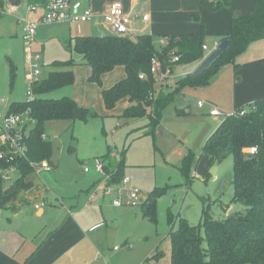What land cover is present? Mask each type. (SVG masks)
<instances>
[{
	"label": "rangeland",
	"instance_id": "1",
	"mask_svg": "<svg viewBox=\"0 0 264 264\" xmlns=\"http://www.w3.org/2000/svg\"><path fill=\"white\" fill-rule=\"evenodd\" d=\"M153 2L161 5V0ZM186 4H191V0H184V6ZM181 5L179 0H175L173 5L168 3L167 7ZM33 14L23 17L0 9L2 113L6 112L13 102H22L28 97V79L32 66L28 61L29 47L23 35L26 21L37 19L40 15ZM90 25L91 23H88V26ZM88 26L83 25L81 35L93 34L92 28ZM140 32L135 35L142 33ZM166 34L167 31L163 33L161 29L152 34L157 49H161ZM74 36H70L68 24L42 25L30 47L43 57L40 78H45L52 70L59 69L54 66L56 61L74 59L76 62L72 67L75 73L74 83L54 90L48 94L49 98L69 96L89 108L91 113L98 114L90 116L88 121L54 120L47 123L46 131L54 146L52 159L56 162V167L40 174L47 196L45 199L39 197L38 200L45 203L46 212L40 216L36 215L35 219L41 221L42 231L48 234L56 230L62 220L74 212L78 213L82 207L94 204L99 207L108 205L104 207L106 215L117 220L120 225L111 229L109 237H102L100 246H90L83 241L72 243L66 255L56 261L58 264H87L92 257L98 258L102 252L106 253L108 260H111V254L118 253L113 259L114 264H172L169 232L180 228L182 218L189 224L198 226L202 221L204 206L209 205L210 214L219 220L228 216L229 210L225 211L223 205L229 206L228 209L246 210L244 204L232 203L235 193L233 156L230 155L217 163V169L213 173L212 157L203 152L202 147L203 139L214 128L234 113L236 108H242L239 106L244 102L242 94L236 92L234 81L231 83L221 78L202 87L186 85L175 93L173 100L162 110L163 119L156 126L155 133L146 134L151 129L148 116L134 123H127L124 118H118L122 111L121 105L132 104L130 100L121 102L113 112L106 113L102 91L126 77L125 67L119 65L104 73L100 79L91 80L92 67L85 63L83 55L75 49L74 39L72 49L70 48V39ZM211 38H206L205 42L209 41L213 48L215 43ZM184 64L180 63L172 75L168 91L176 89L178 81L186 75L183 72L185 69L194 67H181ZM229 69H233V66ZM232 75L231 73L229 76ZM12 76L15 77L13 85ZM199 100L205 103L203 107L197 106ZM213 103L221 112L218 116L208 114ZM252 104H243V109L251 108ZM186 105L192 114L176 116L177 109ZM151 112V107L147 106L148 115ZM109 150L110 153L114 152L119 162L125 161L124 177L129 178L127 187L139 188L146 199L148 198L146 204L151 202L149 196L155 193L156 221L144 217L145 203L116 207L110 200L111 196L104 197L102 191H98L99 196L95 195L97 185L103 179V175L96 170L95 158L108 153ZM189 153H192L193 157L189 176H185L180 168ZM116 158L112 157L113 164L117 163ZM86 167L89 171L85 170ZM15 181L16 178L13 177L7 181L5 187H10ZM21 203L23 206L18 218H14L15 212L10 209L13 204L0 208V231L9 217L13 225L15 222L20 223L24 212L30 207L34 208L35 204L34 201ZM136 222L138 224L135 226ZM73 226L74 223H68L64 228L65 232L77 231L73 230ZM126 239L129 240V245L125 244Z\"/></svg>",
	"mask_w": 264,
	"mask_h": 264
},
{
	"label": "trees",
	"instance_id": "2",
	"mask_svg": "<svg viewBox=\"0 0 264 264\" xmlns=\"http://www.w3.org/2000/svg\"><path fill=\"white\" fill-rule=\"evenodd\" d=\"M224 6H231V0H201V8L218 11ZM194 18L202 22L200 15ZM200 33H185L169 36L167 43L157 49L151 34L143 33L135 37L107 35H78L75 49L83 55L86 64L92 67L91 80L122 65L126 77L110 88L102 91V97L107 109L115 108L117 103L128 98L132 104L127 107L121 118L150 119L151 130L154 134L160 123L162 110L173 100L175 93L186 85L202 87L210 84L222 67L234 65L237 78L241 64L237 57L258 40L264 39V0H255V9L250 13L233 16L230 21V32L233 36L232 45L203 73L194 76H184L177 83L174 91L165 94L157 93V86L151 72V63L155 55L166 59L173 66L180 63L194 64L206 55L204 49L206 31L204 24ZM175 55L180 57L177 62H168ZM74 59L56 61L50 74L35 84L36 97L33 101L13 102V111H30L34 125L30 129L27 144V158L16 160L21 175L10 186L0 176V208H6L18 200H23L24 192L36 186V172L30 161L49 160L53 165L54 146L50 139L43 137L47 134L49 121L82 120L88 121L90 116H98L91 110L80 105L69 96L49 98L48 94L75 81L72 67ZM146 73L147 78L140 74ZM15 82L12 76L11 84ZM163 87V85H161ZM147 106L152 112L147 113ZM243 107L226 117L212 135L206 140L203 152L208 153L213 165L222 162L230 155L234 160L233 185L235 189L232 203H242L246 210L235 208L233 216L219 220L210 214V206H204L202 221L198 226L189 224L181 219L178 230H170L172 242V264H264V97L256 99L251 108L242 113ZM257 146L258 152L252 154L246 151L249 147ZM105 161L106 172L112 174L111 182L118 183L124 177L125 161L112 163L111 153L100 156ZM189 153L183 160L181 171L189 176L192 160ZM10 162L0 159V168ZM55 166V165H54ZM38 175V174H37ZM155 193L149 196L151 202L144 204L143 214L149 220L156 221ZM25 200V199H24ZM29 202V201H27ZM225 211L229 206L223 205ZM203 229L205 234L203 235ZM146 260V262H148ZM9 264H21L11 260Z\"/></svg>",
	"mask_w": 264,
	"mask_h": 264
},
{
	"label": "crops",
	"instance_id": "3",
	"mask_svg": "<svg viewBox=\"0 0 264 264\" xmlns=\"http://www.w3.org/2000/svg\"><path fill=\"white\" fill-rule=\"evenodd\" d=\"M45 1L46 0H0V9L10 13H15L16 15H22L23 17H29L30 14L34 15L33 13H41V11L29 12L27 10L28 5ZM84 1L86 5H89L93 9L94 13L96 14L95 19L91 22L82 24L71 22L58 23L59 25H69L70 36L75 35L74 37H76L81 35L83 31V25L88 26V23H91V25L88 27L92 28L91 33L93 34H111L101 24V15L106 11L111 3L120 1L122 2L125 11L132 16L131 37L139 35H135L138 31H141V34L147 32L148 34L151 33L152 35L161 29L163 33L167 31L162 47L167 43L169 36L185 33H200L203 29L202 23L204 24V29L207 34L206 38L212 37L211 39H213L214 43L216 44L220 37L229 34L230 21L233 16H240L250 13L255 9V0H231V6H224L218 11L202 9L201 0H191V4H186V6H184V0H179L182 3L180 7H167L168 3H172L173 5L175 0H161L160 6H158V4H154V0ZM144 14L149 15L148 20L143 19ZM196 14L200 15L202 22H199L194 18V15ZM35 17H37V15H35ZM70 24H73L74 26ZM206 38L205 41L207 40ZM205 45H207V55L213 48H211L209 41L208 43L205 42ZM201 60L194 64L181 65V67L194 66L193 69H185L183 71L184 74L193 71L195 67L201 62ZM236 61L242 66L238 72L239 75H241L239 79L236 76L237 72H235L234 65L229 64L221 68L214 80L221 78V80L227 79L231 83L234 81L236 92H240L242 94V99H244L243 104L250 102L254 103L256 99L264 97V39L253 42L246 51L237 57ZM178 66L179 64L175 66L172 75L175 73ZM230 66H233L234 71L233 69H229ZM231 73L233 75L229 76ZM172 75L167 79L165 84H158L157 91H159L157 93L161 92V94H165L168 92L169 89L167 87L171 86L170 79ZM161 85H163V87ZM127 99L128 98H124L120 100L115 108L111 110L106 108V113L113 112L121 102L127 101ZM199 101L197 106L203 107L205 103L200 106ZM243 104L239 106L243 107ZM129 106L130 105H121L122 111L118 115L119 119H123L121 118V115ZM214 107L218 108L217 105L213 103L211 105V109ZM191 114V109L186 105L177 109L176 116L180 115L183 117V115L190 116ZM208 114L211 115L210 111ZM162 119L163 118L161 116L160 121H162ZM124 120L127 121V123H134L137 122L138 118ZM217 128L218 126L214 128L206 138L203 139L202 147L204 146L206 140ZM110 151L111 150H109V152ZM111 154V158H116L114 152H111ZM116 162H119L117 158ZM54 165L55 166H53V169L56 167V162ZM28 193L23 197V200H18L15 202L14 204L17 205L13 204L12 208L10 209L15 212L13 215L14 218H18L20 215L19 211L23 206V203H21L22 201H34V208L30 207L29 210H26L21 222H15V225H13L11 217H9L8 221L4 222L5 224L2 228V231H0V264H9L13 259L21 264H58L56 261L66 255L67 251L71 248L72 243L77 244V242L79 243L80 241H83L88 245L90 244V246H100L102 244V237H109L111 234V229L120 225L117 220L114 218L110 219L106 215V210L104 207H107L108 205L99 207L97 204H94L85 206L86 208L82 207L78 213H72V211H70L72 214L62 220L56 230L45 234V232L42 231L43 226L41 221L39 219H35L36 215L40 216L46 212L45 206L36 208V204L40 203V200H38L39 197H43L45 199L47 196L45 184L41 180L40 174L37 175L36 173V186L32 190L28 191ZM110 200L112 201V199ZM70 222L75 224V226H73V230L77 231L65 232L66 230H64V228ZM111 223L113 225H111ZM137 224L138 223L136 222L135 226ZM104 234H106V236H104ZM124 242L126 245H129L128 239L124 240ZM115 248H117V246H115ZM117 254H111L109 256L111 260H108L106 253L102 252L99 253L98 258L97 256L92 257L87 264H114L113 259L117 256Z\"/></svg>",
	"mask_w": 264,
	"mask_h": 264
},
{
	"label": "built area",
	"instance_id": "4",
	"mask_svg": "<svg viewBox=\"0 0 264 264\" xmlns=\"http://www.w3.org/2000/svg\"><path fill=\"white\" fill-rule=\"evenodd\" d=\"M29 12H39L37 19L27 20L24 26V35L28 50V61L32 66V73L28 79L27 101H33L36 97L35 84L40 80L41 75V60L42 55L39 52L33 51L30 47L35 40L38 29L42 25L58 24V23H77L82 24L91 22L95 19L96 14L93 9L86 5L84 0H46L41 3H32L27 7ZM144 20L149 19L148 14L143 15ZM101 24L111 34L131 36L132 35V16L124 9L122 2L115 1L111 3L106 11L101 15ZM207 50V45H204ZM180 60L178 55H175L168 62L173 63ZM173 66L167 63L166 59H162L159 55H155L151 63V72L158 84H165L167 79L173 73ZM141 78H147L146 73L140 74ZM202 106L203 102L199 101ZM246 109L242 110V113ZM211 115L218 116L221 114L216 107L210 110ZM34 125V118L30 115V111H13L8 109L6 112H0V159L5 162H10L8 166L0 168V176L7 183L13 177L18 178L21 175L17 159L27 158L29 146L27 139L30 129ZM43 137L47 138L48 134ZM248 152L255 154L258 152L257 146L248 148ZM37 174H41L44 170H52L53 164L49 160L41 162L30 161ZM105 161L102 157L95 158L96 170L103 175L102 181L97 185L95 195L99 196L98 191H102L103 196H111L115 206L132 205L137 206L139 203L147 201L143 192L136 187H127L129 178L123 177L116 185L112 180V174L106 172ZM86 171L89 169L86 167ZM45 206V203H37L36 208Z\"/></svg>",
	"mask_w": 264,
	"mask_h": 264
},
{
	"label": "water",
	"instance_id": "5",
	"mask_svg": "<svg viewBox=\"0 0 264 264\" xmlns=\"http://www.w3.org/2000/svg\"><path fill=\"white\" fill-rule=\"evenodd\" d=\"M233 36L231 34L224 35L220 37L212 50L201 60V62L195 67V69L186 74L187 77L197 76L207 69H209L213 63L232 45ZM217 165L214 164L212 167V172L215 173ZM235 214V209L231 208L228 211V216H233Z\"/></svg>",
	"mask_w": 264,
	"mask_h": 264
}]
</instances>
